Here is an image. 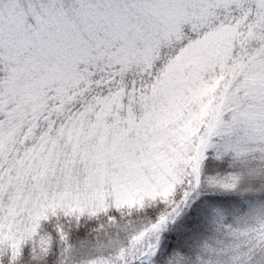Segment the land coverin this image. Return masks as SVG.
<instances>
[{
  "label": "snow or ice",
  "instance_id": "obj_1",
  "mask_svg": "<svg viewBox=\"0 0 264 264\" xmlns=\"http://www.w3.org/2000/svg\"><path fill=\"white\" fill-rule=\"evenodd\" d=\"M0 264H264V0H0Z\"/></svg>",
  "mask_w": 264,
  "mask_h": 264
}]
</instances>
